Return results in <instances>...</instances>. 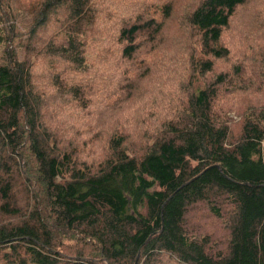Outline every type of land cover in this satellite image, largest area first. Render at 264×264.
Masks as SVG:
<instances>
[{
    "label": "trees",
    "instance_id": "trees-1",
    "mask_svg": "<svg viewBox=\"0 0 264 264\" xmlns=\"http://www.w3.org/2000/svg\"><path fill=\"white\" fill-rule=\"evenodd\" d=\"M10 1L0 0V264H264V98L236 114L222 94L243 67L216 74L233 56L223 34L247 0L193 3L184 27L198 52L193 68L207 82L146 135L140 155L127 154L124 132L111 134L109 157L95 168L78 163L80 148L61 147L63 112L90 110L107 89H97L98 72L131 61L137 40L160 48L174 38L165 31L170 0H44L39 8L14 0L27 2L26 30ZM232 113L243 118L237 137ZM199 205L221 223L222 242L191 230ZM74 231L94 246L91 255L57 244Z\"/></svg>",
    "mask_w": 264,
    "mask_h": 264
},
{
    "label": "rangeland",
    "instance_id": "rangeland-1",
    "mask_svg": "<svg viewBox=\"0 0 264 264\" xmlns=\"http://www.w3.org/2000/svg\"><path fill=\"white\" fill-rule=\"evenodd\" d=\"M34 7L39 8L44 0H27ZM99 4L122 3L126 0H97ZM141 1V0H132ZM149 3L150 0H142ZM10 8L17 16L22 30L31 23L28 14L27 2L23 6L14 0L10 1ZM198 0H170L173 16L166 27V33L174 38L164 42L162 47L150 45L148 47L146 38L137 40L138 53L131 61L122 62V68L112 65V75L98 72V90L107 85L105 95L97 97L92 107L87 112L76 111L69 118L68 111H64V122H68V134L61 143L62 148L75 146L80 148L76 153L79 164H87L95 168L109 157L108 138L114 132H124L127 146V154L142 153V149L149 142L146 135L160 131V126L166 120L174 118L184 109L185 100L190 92L202 87L208 80L207 76H199L193 68V59L198 57L197 50H192L189 42V32L184 27V17L187 10L191 9L193 3ZM27 10V11H26ZM186 14V15H185ZM96 30L93 23L91 25ZM114 28L107 29V36L113 38ZM90 34V33H89ZM25 36L27 37L26 33ZM43 35H41L42 37ZM179 38H177V37ZM90 39V35L88 36ZM123 43H114L112 48L119 49ZM222 44L227 46L233 54L229 63L219 62L217 73H232L233 67L240 63L243 67L239 76L233 80V84L223 91L222 96L239 112L245 109L251 111L260 105L259 100L264 98V0H247V3L239 7L231 21L226 33L223 34ZM155 54L150 57L148 54ZM90 56V51L87 50ZM113 61V59L111 58ZM48 64L52 61L47 59ZM114 62V61H113ZM93 65L87 68L83 80ZM81 76V78H82ZM104 81V82H102ZM184 103L181 106V103ZM50 113H56L58 106L50 105ZM236 114H228L230 133L237 137L243 118ZM240 114V113H239ZM250 114V112H249ZM248 115L247 117H249ZM226 214V208L220 209ZM191 230L197 235H208L213 242L223 241L221 223L203 205L196 207L194 212L187 218ZM0 222L7 223V221ZM67 232V231H63ZM63 235L59 233L57 244L64 248L89 249L90 255L94 246L87 241L88 247L82 246L78 241L80 237L77 231ZM97 262L98 259H96Z\"/></svg>",
    "mask_w": 264,
    "mask_h": 264
}]
</instances>
